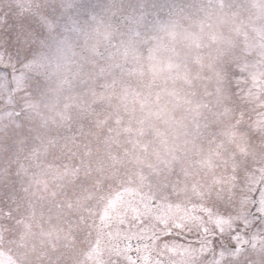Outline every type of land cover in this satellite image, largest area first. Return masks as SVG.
<instances>
[{"label":"rangeland","instance_id":"obj_1","mask_svg":"<svg viewBox=\"0 0 264 264\" xmlns=\"http://www.w3.org/2000/svg\"><path fill=\"white\" fill-rule=\"evenodd\" d=\"M209 1L242 31L232 84L248 135L236 145L185 122L170 148L156 106L123 112L121 131L102 93L82 94L88 77L57 95L51 58L68 0H0V264H133L129 238L151 235L135 219L145 200L207 218L264 177V0ZM223 260L264 264V236Z\"/></svg>","mask_w":264,"mask_h":264},{"label":"trees","instance_id":"obj_2","mask_svg":"<svg viewBox=\"0 0 264 264\" xmlns=\"http://www.w3.org/2000/svg\"><path fill=\"white\" fill-rule=\"evenodd\" d=\"M68 5L72 20L54 34L51 58L57 95L88 77L90 89L82 94L102 93L118 114L110 126L121 131L130 127V115L126 119L123 112L156 106L150 110L161 118V131L170 132L160 143L164 147L171 148V135L185 122L211 128L236 145L248 135L235 114L232 84L242 31L219 18L211 1L68 0ZM227 28L236 36L228 38ZM143 124L142 119L141 129Z\"/></svg>","mask_w":264,"mask_h":264},{"label":"snow or ice","instance_id":"obj_3","mask_svg":"<svg viewBox=\"0 0 264 264\" xmlns=\"http://www.w3.org/2000/svg\"><path fill=\"white\" fill-rule=\"evenodd\" d=\"M145 217L151 221V235L145 239L133 233L129 238L136 240L133 264H228L223 260L225 252L239 253L255 237L264 236V177L259 183L255 177L247 180L238 201L218 214L208 213L207 218H173L164 204L147 200L135 219L144 224ZM152 241H160L155 252Z\"/></svg>","mask_w":264,"mask_h":264},{"label":"flooded vegetation","instance_id":"obj_4","mask_svg":"<svg viewBox=\"0 0 264 264\" xmlns=\"http://www.w3.org/2000/svg\"><path fill=\"white\" fill-rule=\"evenodd\" d=\"M131 243H134V242L126 243L125 246L127 248H130V244ZM151 243H152V251L155 252L156 251L155 249L157 248V246L154 245L155 244V241H152ZM133 247H135V244H133Z\"/></svg>","mask_w":264,"mask_h":264}]
</instances>
